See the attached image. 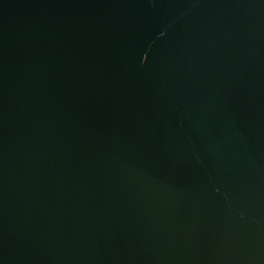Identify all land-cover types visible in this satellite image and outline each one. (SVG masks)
Instances as JSON below:
<instances>
[{
  "label": "water",
  "instance_id": "obj_1",
  "mask_svg": "<svg viewBox=\"0 0 264 264\" xmlns=\"http://www.w3.org/2000/svg\"><path fill=\"white\" fill-rule=\"evenodd\" d=\"M0 264H264V0H0Z\"/></svg>",
  "mask_w": 264,
  "mask_h": 264
}]
</instances>
